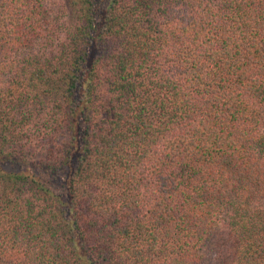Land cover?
<instances>
[{"label":"trees","instance_id":"1","mask_svg":"<svg viewBox=\"0 0 264 264\" xmlns=\"http://www.w3.org/2000/svg\"><path fill=\"white\" fill-rule=\"evenodd\" d=\"M0 264H264V0H0Z\"/></svg>","mask_w":264,"mask_h":264}]
</instances>
